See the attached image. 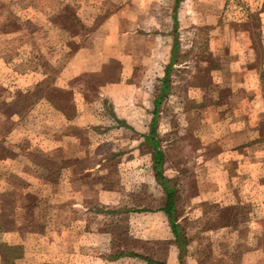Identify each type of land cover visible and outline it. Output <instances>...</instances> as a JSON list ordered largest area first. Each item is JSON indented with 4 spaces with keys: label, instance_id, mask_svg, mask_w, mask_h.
Segmentation results:
<instances>
[{
    "label": "rangeland",
    "instance_id": "1",
    "mask_svg": "<svg viewBox=\"0 0 264 264\" xmlns=\"http://www.w3.org/2000/svg\"><path fill=\"white\" fill-rule=\"evenodd\" d=\"M173 6L0 0V245L19 247L14 264H264V0H183L176 23ZM66 11L84 27L64 28ZM92 35L101 69L68 90L93 122L64 125V67ZM152 126L183 249L160 211Z\"/></svg>",
    "mask_w": 264,
    "mask_h": 264
},
{
    "label": "crops",
    "instance_id": "2",
    "mask_svg": "<svg viewBox=\"0 0 264 264\" xmlns=\"http://www.w3.org/2000/svg\"><path fill=\"white\" fill-rule=\"evenodd\" d=\"M174 2H175V0H174ZM182 2H183V0L180 1V3H182ZM180 3H179V5H180ZM179 5L177 7L176 15H175L176 21H177V17L176 16H177V11H178ZM130 6H132V5H130ZM141 9L143 11L142 7H141ZM173 16H174V6H173V9H172V14H171V18L174 21ZM78 21H80L79 18H78ZM135 24L138 27V23H135ZM81 25L84 27V24H81ZM132 25H133L132 22H130V26L129 27H131ZM173 27H174V25H172V30H173L174 34L172 36V45H171V49H170V59H172L173 42H174L175 38H177V35L175 34L176 31H175V29H173ZM132 34L133 33L131 32L130 39L133 38ZM141 35L142 34L140 33V34H138L136 36L139 38ZM92 37H93V35L91 36V38ZM95 40L96 39L94 37V38L91 39L90 42L87 43V45L84 44V45L76 46L73 49L74 52L71 54V57H70L67 65L64 67V95H66V97H67L66 104H65V100H64V113H65L64 125H67V123H69V124L74 125L76 127H80V125H82L81 122H83V121L93 122V119H92V116H91V114H93V112H91V114H89L88 111H87L88 107H91L92 104L89 103L84 112H82V109H81V111L78 110V112H76V106H75V102H74V100H75L74 99V94H73V92L71 90H68V89H71V88H69V82L73 78L78 77V76H80L83 73H97V72L100 71L101 64H99V66H98L97 63H96L97 62L96 53L98 54V52L100 51V47L95 44ZM177 40H178V38H177ZM127 42H128V45H129V40ZM178 44H179V42H178ZM130 53H133V52H130ZM127 56H126V58H127ZM164 76H165V70L163 71V75L160 76V81L159 82H160L161 86H162V82H163ZM161 86H160L159 90L161 89ZM80 105H81V102H80V104L78 106L80 107ZM65 107H71L72 108L71 112L70 113H66L65 111H68V110H65ZM75 138L76 137L74 135H65V133H64V141H65V139L66 140L67 139L68 140H70V139L74 140ZM45 141L46 142H52L50 138L46 139ZM74 141L77 142L76 140H74ZM65 148L66 147H64V149ZM72 152H75V155L81 153L79 150H74ZM132 153L133 152H130V154H132ZM49 155H52V153H49ZM126 162H128V161H126ZM99 167L101 168V165L96 164L93 169L85 170V172L90 171L92 173L96 169H99ZM151 169H152V164H151ZM63 170L66 173H68L70 171L73 174V171L78 170L77 164L76 165L75 164H71L69 166H64ZM80 180L81 179H79V178L74 179V177L71 178L69 176H64V183H66V184H68L67 182L70 181L71 182L70 184L73 185L76 182H80ZM88 180L89 181L87 183H89V182L92 183L91 174L89 175ZM95 186H99V185H95ZM79 188L80 187L78 186L77 187V194L78 195H77V198H76L75 202H72V204H73L72 207H74V206L80 207L79 204L77 205V202L79 201V196H80V189ZM100 195H101V192H100ZM100 195L97 192V201L98 202L101 201L100 200V197H101ZM107 195H109V194H107ZM107 195L105 197H103L104 201H106V199L108 198Z\"/></svg>",
    "mask_w": 264,
    "mask_h": 264
},
{
    "label": "trees",
    "instance_id": "3",
    "mask_svg": "<svg viewBox=\"0 0 264 264\" xmlns=\"http://www.w3.org/2000/svg\"><path fill=\"white\" fill-rule=\"evenodd\" d=\"M181 0H175L174 2V22L176 23V10L177 7L179 5ZM66 16H64V28H69V26L71 25H81L80 21H78L77 19H69V11H66ZM82 26V25H81ZM83 27V26H82ZM80 27V28H82ZM176 28V27H175ZM178 40L177 38H175L174 42H173V46H172V59L171 62H173L172 60L175 59V55L178 51ZM174 57V58H173ZM172 69V64H170L166 69H165V76L163 78V82H162V86L161 89L159 90V95L156 97L155 101H154V120L157 116V109L160 105V102L162 100V97L165 95V92L167 90V83H168V79H169V70ZM152 122V124H153ZM155 134V129L154 126L151 127L150 129V136H147V140L148 142H150L152 148L154 149L152 152V169L154 171V175L158 181V183L160 184V186L163 188V192L165 194V202L163 204V207L161 208V212H163V214L167 217V220L169 222V226L171 228V231L175 237V242L176 244L178 243V247L183 249L184 244H183V240L181 238V235L179 233V226L177 224V210H176V201H175V191L174 189L170 186V181L165 178L164 174H163V160H164V154L161 150H159L158 146H157V142L155 139H153ZM2 231V229H0ZM18 246H6L3 247L0 245V257H1V261L3 264H14L18 254L15 253V251L18 250ZM21 255V254H20ZM16 257V258H15ZM149 262V261H148ZM149 263L152 264H160V263H155L150 261Z\"/></svg>",
    "mask_w": 264,
    "mask_h": 264
}]
</instances>
